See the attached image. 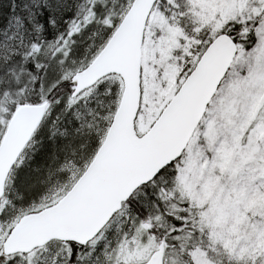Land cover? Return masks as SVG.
Instances as JSON below:
<instances>
[{"label":"snow or ice","instance_id":"1","mask_svg":"<svg viewBox=\"0 0 264 264\" xmlns=\"http://www.w3.org/2000/svg\"><path fill=\"white\" fill-rule=\"evenodd\" d=\"M0 264H264V0H0Z\"/></svg>","mask_w":264,"mask_h":264}]
</instances>
